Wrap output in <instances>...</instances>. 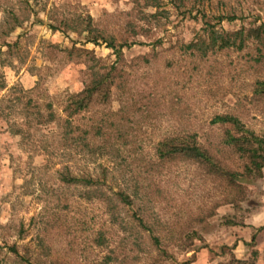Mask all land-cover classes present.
<instances>
[{"label":"rangeland","instance_id":"1","mask_svg":"<svg viewBox=\"0 0 264 264\" xmlns=\"http://www.w3.org/2000/svg\"><path fill=\"white\" fill-rule=\"evenodd\" d=\"M150 1L0 0V28L10 12L26 17L4 37L16 45L0 55L10 62L0 65V97L38 82L59 113L93 70L115 67L107 98L72 118L84 140L62 145L55 126L33 122L11 134L0 119V264H264V166L233 184L202 164L154 155L163 138L194 132L222 167L245 172L247 159L222 143L225 125L210 119L231 114L264 133V93L255 91L264 49L253 39L204 53L185 46L206 41L204 19L224 31L264 22V0H200L204 19L196 6ZM231 13L232 21L210 17ZM108 40L124 44L116 62ZM65 165L101 184L61 183Z\"/></svg>","mask_w":264,"mask_h":264},{"label":"trees","instance_id":"2","mask_svg":"<svg viewBox=\"0 0 264 264\" xmlns=\"http://www.w3.org/2000/svg\"><path fill=\"white\" fill-rule=\"evenodd\" d=\"M168 2L179 12H190L192 8L196 9V12H200V18H205V12L200 0H191L190 6L186 7L184 0H168ZM152 7H158L157 0L146 3ZM154 11L151 15L157 13ZM10 18L0 28V55L8 54L10 48L16 45V41L8 43L4 37L11 32L15 27L21 24L26 17H19L16 14L10 12ZM218 23L221 20L232 21L237 16L231 14H216L210 16ZM204 31L206 33V41L200 39L195 42H188L186 48L197 49L201 53H204L208 49L223 48L233 46L236 49H240L247 39L255 40L264 49V22H260L255 26L239 29L233 31L217 30L214 28V24H211L207 19H204ZM54 28V26L50 25ZM124 44L114 45L112 41L108 40L106 46L112 50L115 56V62L119 60L121 56V47ZM5 47L4 50H1ZM0 59V65L4 66L10 64L4 63ZM115 67L114 64H110L105 71L93 70L91 77L84 83L82 88L76 92L66 93L60 102L58 103L57 113L52 106V102L48 99H44L41 93L38 82L31 88L22 89L18 84H12L8 86L5 93L0 97V119H3L6 124V131L11 134H18L23 131L25 124L28 125L33 122V125L39 126L43 130H47V125L51 124L58 130V138L61 139L62 145L68 143L70 140L75 141L81 139L83 131H78V127L72 123V118L79 115L82 111H85L89 105L93 102H103L108 96L109 85L112 82V75ZM6 84L4 81H0V90L4 89ZM256 92L264 93V82L256 83ZM35 95L32 97L31 95ZM40 95V96H37ZM14 111L21 116L19 122L12 118ZM34 114V115H33ZM210 121L212 123H219L225 125L224 135L222 143L231 149L239 156H243L247 159V163L244 165L245 172L243 174L235 171H230L222 167L217 161L212 158V155L200 145L195 139V133H186L180 137L167 136L156 143L154 147V155L158 159L182 157L191 160L195 163L204 165L207 170L216 175L222 176L231 183H236V178L250 174L252 170H259L264 166V133L257 135L251 130L243 127L242 123L237 117L231 114L214 115ZM79 134V135H77ZM84 140V139H81ZM60 143V142H59ZM52 149V148H51ZM43 150L45 154L49 151L47 146L44 145ZM51 152V151H50ZM57 178L63 184L67 185H79L88 188H97L101 184L98 178H92L89 175H74L71 174L68 167L65 165L62 169H57ZM132 194H136L132 191ZM114 195L119 197L121 203L130 205L133 201L129 194L124 191H116ZM135 220L139 227L144 230L150 231L149 225L139 215L134 213ZM154 242L157 243V237L153 236ZM223 264H238V262H229Z\"/></svg>","mask_w":264,"mask_h":264}]
</instances>
